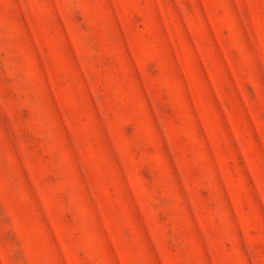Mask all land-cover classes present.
Returning <instances> with one entry per match:
<instances>
[{
  "label": "rangeland",
  "instance_id": "374dc122",
  "mask_svg": "<svg viewBox=\"0 0 264 264\" xmlns=\"http://www.w3.org/2000/svg\"><path fill=\"white\" fill-rule=\"evenodd\" d=\"M0 264H264V0H0Z\"/></svg>",
  "mask_w": 264,
  "mask_h": 264
}]
</instances>
